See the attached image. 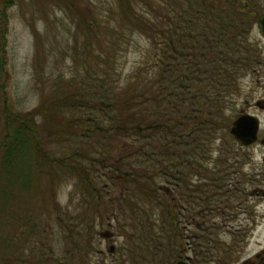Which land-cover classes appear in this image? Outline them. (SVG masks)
<instances>
[{"label":"trees","instance_id":"trees-1","mask_svg":"<svg viewBox=\"0 0 264 264\" xmlns=\"http://www.w3.org/2000/svg\"><path fill=\"white\" fill-rule=\"evenodd\" d=\"M15 1L0 0V28ZM155 8L153 22L140 15L151 58L126 88L105 73L27 112L9 105L1 42L0 178L29 188L45 173L71 177L80 198L72 192L62 206L55 197L42 239L0 235V264H99L98 224L122 238L109 264H176L188 253L191 264L240 258L256 218L229 223L249 208L243 163L231 161L227 146L226 98L262 63L250 34L264 0H161Z\"/></svg>","mask_w":264,"mask_h":264},{"label":"rangeland","instance_id":"rangeland-1","mask_svg":"<svg viewBox=\"0 0 264 264\" xmlns=\"http://www.w3.org/2000/svg\"><path fill=\"white\" fill-rule=\"evenodd\" d=\"M159 1L16 0L6 7V23L0 28L9 105L16 112H27L39 106L44 99L62 98L79 87L86 88L96 76L105 77V73L112 84L119 89L126 88L128 75L151 58L147 56L154 45L146 34L140 32L143 23L140 15H145L144 18L151 22L156 20L155 7ZM250 39L258 42L262 49V63L241 78L236 89L227 96L225 117L231 127L238 115L255 114L261 122L260 139L264 135V108L257 103H264V37L257 24ZM220 134L221 131L215 147L221 144ZM117 144H113V155L119 152ZM54 146L61 150L65 144L54 143ZM227 146L231 148V161L243 163L242 176L245 179L242 178V186L246 190L244 199L249 208L240 210L229 223L237 228L254 216L256 218L248 244L233 263L242 264L247 258L256 260L255 254L264 249V146L259 140L250 146H242L235 139ZM30 168L27 163L26 169ZM12 169H17V165ZM2 179L1 236L23 230L28 238L42 239L48 231L47 207L54 206L56 200L64 206L72 192H77V198H80L77 181L71 177H55L54 180L45 173L29 188L14 183L10 187ZM20 216H28L29 221H22ZM96 231L103 250L97 256L99 264H109V251L112 247L117 248L122 238L114 234L107 237L106 232H111L108 225L98 224ZM188 255L192 256L191 253ZM92 264L97 263L94 261Z\"/></svg>","mask_w":264,"mask_h":264},{"label":"water","instance_id":"water-1","mask_svg":"<svg viewBox=\"0 0 264 264\" xmlns=\"http://www.w3.org/2000/svg\"><path fill=\"white\" fill-rule=\"evenodd\" d=\"M257 26L260 34L264 37V13L259 16ZM260 108V101L257 103ZM261 128L260 119L252 113H242L238 115L232 122L230 127V134L242 146H250L258 140L264 146V135L259 139V132ZM106 236H108L106 234ZM114 247H112V250ZM191 257L187 256L185 259H180L176 264H190Z\"/></svg>","mask_w":264,"mask_h":264},{"label":"flooded vegetation","instance_id":"flooded-vegetation-1","mask_svg":"<svg viewBox=\"0 0 264 264\" xmlns=\"http://www.w3.org/2000/svg\"><path fill=\"white\" fill-rule=\"evenodd\" d=\"M260 105L264 106L263 102H260ZM255 259L247 258L242 264H264V249L260 250L255 254Z\"/></svg>","mask_w":264,"mask_h":264}]
</instances>
